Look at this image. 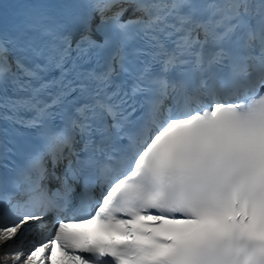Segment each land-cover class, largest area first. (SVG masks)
Returning <instances> with one entry per match:
<instances>
[{"label":"snow or ice","instance_id":"6c2138e0","mask_svg":"<svg viewBox=\"0 0 264 264\" xmlns=\"http://www.w3.org/2000/svg\"><path fill=\"white\" fill-rule=\"evenodd\" d=\"M0 264H264V0H0Z\"/></svg>","mask_w":264,"mask_h":264},{"label":"bare ground","instance_id":"6f19581e","mask_svg":"<svg viewBox=\"0 0 264 264\" xmlns=\"http://www.w3.org/2000/svg\"><path fill=\"white\" fill-rule=\"evenodd\" d=\"M57 256H59V253H57Z\"/></svg>","mask_w":264,"mask_h":264}]
</instances>
